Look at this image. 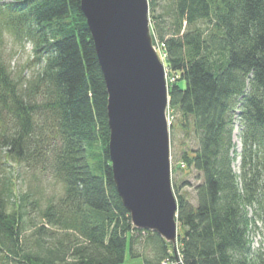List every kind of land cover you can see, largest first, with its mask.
Returning a JSON list of instances; mask_svg holds the SVG:
<instances>
[{
  "label": "trees",
  "instance_id": "16d2710c",
  "mask_svg": "<svg viewBox=\"0 0 264 264\" xmlns=\"http://www.w3.org/2000/svg\"><path fill=\"white\" fill-rule=\"evenodd\" d=\"M147 1L153 44L175 77L169 109L197 140L180 156L200 181L194 201L174 194L175 247L132 226L116 191L107 93L80 0H11L0 3V257L7 264H122L125 254L141 256V264H264V245L254 248L249 238L256 221L264 229V0ZM5 33L32 44L38 68L29 76L10 68ZM10 160L63 187L38 211V225L28 216L38 198H17Z\"/></svg>",
  "mask_w": 264,
  "mask_h": 264
},
{
  "label": "water",
  "instance_id": "95a60500",
  "mask_svg": "<svg viewBox=\"0 0 264 264\" xmlns=\"http://www.w3.org/2000/svg\"><path fill=\"white\" fill-rule=\"evenodd\" d=\"M107 93L113 183L132 225L175 247L168 86L147 0H80Z\"/></svg>",
  "mask_w": 264,
  "mask_h": 264
},
{
  "label": "rangeland",
  "instance_id": "374dc122",
  "mask_svg": "<svg viewBox=\"0 0 264 264\" xmlns=\"http://www.w3.org/2000/svg\"><path fill=\"white\" fill-rule=\"evenodd\" d=\"M11 0H0V3H8ZM2 48L6 54L7 62L10 68L13 71L18 70L21 67H24V75L29 76V74L38 68L33 60V50L32 44L26 42L25 44H20L12 40L7 33L4 34ZM161 61L163 62L164 53L161 51V48L155 47ZM164 63V62H163ZM168 77H165L167 81ZM180 86H184L183 82L179 83ZM169 117L172 119L170 127L173 125L171 133H169L170 141V165H171V184L173 194H186L192 201H194V186L200 181L199 173L191 168L183 167L181 169L174 168V165L180 164V156L182 152L188 151L192 148H195L197 145L196 136L193 133L190 127L181 128L178 126V118H175V115L172 111H169ZM177 115V114H176ZM239 126L236 123L233 132V141L235 143V151L239 152L241 149V143L238 137ZM236 139L238 142H236ZM7 162V169L13 171V185L15 195L18 196L22 193L27 192L30 199L38 198L37 204L35 207H28V216L33 218V221L38 225L40 222V217L38 211H42L45 207L47 201L51 198L56 201L63 194V187L60 183L54 181L50 176V173H42L38 169L29 168L25 163H14L11 160ZM240 160L236 156V159L233 163V168L236 172L239 171ZM174 195V196H175ZM15 200V197H14ZM12 209V205H10ZM32 231H27L25 234L28 236ZM178 232V227H177ZM179 232H182V229H179ZM249 238L251 239L252 245L254 248L264 245V229L262 224L259 221H256V225L252 228L249 233ZM139 246V245H138ZM142 249L138 248L137 251ZM143 253L149 254L148 250H145ZM142 257H131L128 254H125V260L122 264H141ZM0 264H7L0 257Z\"/></svg>",
  "mask_w": 264,
  "mask_h": 264
},
{
  "label": "built area",
  "instance_id": "2783aa9c",
  "mask_svg": "<svg viewBox=\"0 0 264 264\" xmlns=\"http://www.w3.org/2000/svg\"><path fill=\"white\" fill-rule=\"evenodd\" d=\"M175 80L174 76L169 77V81L172 82ZM168 122H170V120L172 119L171 117H169V115L167 116Z\"/></svg>",
  "mask_w": 264,
  "mask_h": 264
},
{
  "label": "bare ground",
  "instance_id": "6f19581e",
  "mask_svg": "<svg viewBox=\"0 0 264 264\" xmlns=\"http://www.w3.org/2000/svg\"><path fill=\"white\" fill-rule=\"evenodd\" d=\"M167 106H168V104H167ZM168 107H169V106H168ZM167 125H168V129H169V133H170V125H171V124H168V123H167ZM169 142H170V141H169ZM236 142H238L237 139H236Z\"/></svg>",
  "mask_w": 264,
  "mask_h": 264
}]
</instances>
